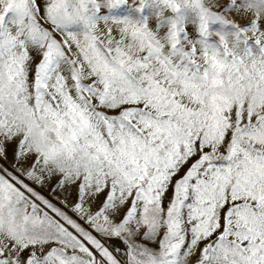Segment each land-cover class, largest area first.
Instances as JSON below:
<instances>
[{
	"label": "snow or ice",
	"instance_id": "1",
	"mask_svg": "<svg viewBox=\"0 0 264 264\" xmlns=\"http://www.w3.org/2000/svg\"><path fill=\"white\" fill-rule=\"evenodd\" d=\"M0 264H264V0H0Z\"/></svg>",
	"mask_w": 264,
	"mask_h": 264
},
{
	"label": "rangeland",
	"instance_id": "2",
	"mask_svg": "<svg viewBox=\"0 0 264 264\" xmlns=\"http://www.w3.org/2000/svg\"><path fill=\"white\" fill-rule=\"evenodd\" d=\"M138 2V0H137ZM129 4H133V0H128ZM129 9L126 5H122L119 6L117 9H115V15L117 16H125L129 14ZM11 161V149H9V161L5 162L6 164H9ZM53 183H55V181H53ZM37 190L44 196H46L47 198H49L50 200H52L54 203L57 202L56 199V195L53 194L48 187H44V188H39L37 187ZM62 198V197H61ZM122 254V253H121Z\"/></svg>",
	"mask_w": 264,
	"mask_h": 264
},
{
	"label": "built area",
	"instance_id": "3",
	"mask_svg": "<svg viewBox=\"0 0 264 264\" xmlns=\"http://www.w3.org/2000/svg\"><path fill=\"white\" fill-rule=\"evenodd\" d=\"M109 244L112 247H120L121 248V253H123V246H122L121 242L118 239L113 240V241H109Z\"/></svg>",
	"mask_w": 264,
	"mask_h": 264
}]
</instances>
